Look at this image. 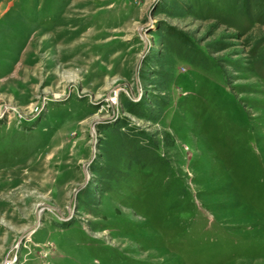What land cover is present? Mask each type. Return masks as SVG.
Wrapping results in <instances>:
<instances>
[{
    "label": "rangeland",
    "instance_id": "obj_1",
    "mask_svg": "<svg viewBox=\"0 0 264 264\" xmlns=\"http://www.w3.org/2000/svg\"><path fill=\"white\" fill-rule=\"evenodd\" d=\"M264 264V0H0V264Z\"/></svg>",
    "mask_w": 264,
    "mask_h": 264
},
{
    "label": "water",
    "instance_id": "obj_2",
    "mask_svg": "<svg viewBox=\"0 0 264 264\" xmlns=\"http://www.w3.org/2000/svg\"><path fill=\"white\" fill-rule=\"evenodd\" d=\"M2 264V263H1Z\"/></svg>",
    "mask_w": 264,
    "mask_h": 264
}]
</instances>
